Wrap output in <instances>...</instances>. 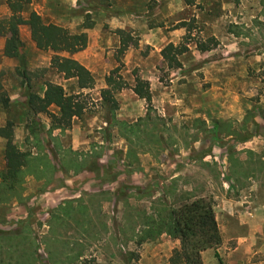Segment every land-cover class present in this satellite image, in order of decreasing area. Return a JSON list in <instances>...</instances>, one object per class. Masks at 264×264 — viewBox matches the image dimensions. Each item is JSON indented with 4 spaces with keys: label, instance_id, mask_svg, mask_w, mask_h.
<instances>
[{
    "label": "rangeland",
    "instance_id": "obj_1",
    "mask_svg": "<svg viewBox=\"0 0 264 264\" xmlns=\"http://www.w3.org/2000/svg\"><path fill=\"white\" fill-rule=\"evenodd\" d=\"M171 1L136 0L135 7L140 9L139 5L143 6V13L135 15V18L145 22L150 28H165L168 32L182 28L185 32L184 35L177 45L173 44V46L182 45L187 48V51L182 55L189 53L192 45H196V47L197 43L211 45L215 40L217 44L211 49L213 53L209 58L215 59L217 62L227 56L236 57L238 55L246 58L245 66L243 63L239 64L238 61H234L232 67L237 71L235 76L233 75L225 81H217V86L209 91L208 95H202V92L211 86L205 81L202 82L201 74L198 75L197 85L196 83L187 84L188 79L182 77L181 73L185 74L190 71H185L182 65L181 68H169L163 58L161 63L156 65L159 81L170 90L168 94L172 96L173 100L175 95L182 90L181 94H194L193 98L189 99L192 100L194 106L207 107L210 105V108L215 111L214 119L209 123L210 127L208 128L206 122L200 119H192L189 126L178 124L179 121H176L175 114L179 105L176 100L167 103L169 108L166 109L167 114L164 116L159 115L151 101L153 111L150 116L152 120L160 118L165 121L168 132L162 131V134L168 138L169 146L154 155L141 154L138 157L139 165L126 167L122 164V160L127 145L115 130H108L110 139L107 138L105 132L108 126L100 131L94 130L93 133L99 132L102 136V145L93 144L87 151L72 150L63 147L60 140L54 143L50 141L48 131L45 129L50 125V119L45 114H38L34 118L40 123L41 138L48 154L50 150L62 148L67 151L66 157L71 158L69 150L79 153L92 151L100 154V167L95 172L85 171L78 178H72L74 176L59 171L47 184L28 176L24 180L23 192L19 198L12 199L3 189H0V264H34L36 259L35 264H53L48 257V252L56 259L57 264H66L64 256L69 251L65 245L68 242L75 244L79 240H84L82 244L86 248L82 264H169L173 249L170 250L169 243L164 245L156 242L157 240L141 245L137 243L143 212H149L152 200L162 197L168 189L175 192L176 198L186 194L195 197H211L216 205L222 199L238 198L240 191L252 184L264 190V21L259 20H264V0H258V5L262 8L260 17L254 19L248 17L251 21L250 27L242 26V29L239 28V24H229L227 21L219 19V13L222 10H227L228 6L238 9L240 0L238 3H235V0H195L193 5H187L182 0L186 6L183 15L189 13L190 10L193 14L186 21L181 22L168 21L166 9ZM38 4L45 13L43 14L45 24L53 25L55 23L53 20L61 21V23L72 26L70 30H67L73 34L74 31L83 28L85 23H93L94 26V14L99 9L86 0H76L75 7L71 9L69 7L70 0L56 1V5H51L50 8L44 6L43 0ZM256 4V0H244V5H247L248 8H255ZM172 8L179 9L176 5H172ZM6 11L5 0H0V19L6 16ZM85 11L90 13H85ZM115 13L120 14L119 12ZM81 15L83 24L78 26L77 22ZM214 17L218 21L215 27H211L212 22H215ZM183 23L186 25L181 27L180 25ZM105 29L111 37L119 40V45L113 53V57L118 63L116 68H118L127 50L120 54L123 41L121 43L120 37L115 33L116 30H109L108 27ZM122 31L126 33V36L129 35L132 38L128 47L139 49V36L133 31ZM25 34H27L26 30L22 28L19 36L22 45L20 51L23 65H20L19 60H12L3 63V69L0 70V104L3 106L1 98H6L9 102L3 85L8 86L11 92L20 95L3 109L9 122L13 123V132L18 127V130L16 129L19 136L16 143L17 148L20 147L21 151H30L35 155L37 153L34 147L35 141H33V145L32 142H27L29 136L27 126L34 118L26 109V96L28 92H39L41 83L43 80L49 79V76L53 77V71L44 65L34 68L26 67L24 64L26 60L32 61L31 58L34 56L41 62L45 56L51 58L52 54L49 51H44L35 55V51L31 47L29 48V39ZM126 36L124 35L122 38H126ZM227 37L229 40L226 39ZM241 38L246 39L247 43L240 42ZM225 43H232L231 47L237 51L225 53L229 50L224 46ZM238 47L241 48V51ZM149 51V47H142L140 54L146 57ZM199 52L201 57L206 53V51ZM180 56L177 57L179 63ZM122 67L123 63L118 74L123 79ZM240 67L242 72L246 70V75L245 77L242 75L241 80L239 78ZM177 72L180 73V76H176ZM132 73L137 75L136 70ZM171 80H174L173 83L170 82ZM220 83L223 84L222 87H220ZM183 88L186 91H183ZM65 91L75 92L73 83L65 84ZM88 94L86 110L81 118L84 125L86 126L89 122L99 124L104 120L110 122L106 106L97 100L99 97L96 92ZM189 100H186V103L191 107ZM146 107L147 104L145 112ZM170 108L172 109L170 110ZM49 111L54 114L56 109L50 107ZM210 115L212 114L210 113ZM198 120L205 124V130L198 132L197 129H193L194 123ZM153 124H150L149 127H152ZM161 128L163 129L162 126H160V130ZM25 129L28 132L26 137L24 136ZM200 138H202L204 149L198 153L197 157L183 156V162L181 153L189 150L192 144ZM184 142L189 144L188 148ZM212 149H214L212 157H215L216 160L211 159L205 164L202 161L201 163L192 162L194 159L202 158L205 154L211 155ZM230 153L233 155L228 160L227 156ZM143 155L148 156L150 160L141 162L140 157ZM1 162L0 155V174L3 172V162ZM53 164L58 168L56 162ZM174 174L178 175L173 177ZM135 187L141 189L140 193L133 189ZM55 190H61L63 193L53 199L47 193ZM102 191L112 193L113 196L106 197L107 200H111L100 203V199L93 198L90 203L86 202L87 196ZM78 195L80 196L77 199L78 203L85 204L86 202L87 210L82 213L74 205V210L71 216L66 218L65 223L59 219L58 214L62 213L61 210L56 207L49 208L50 204L61 201L58 204L60 206ZM147 195H152V198L146 197ZM67 208L66 205L64 209ZM76 221L81 224L78 225ZM95 238L98 240L94 241ZM34 244L36 245V255H34ZM231 246H233V242L226 244V247ZM77 249L76 247L75 250Z\"/></svg>",
    "mask_w": 264,
    "mask_h": 264
},
{
    "label": "trees",
    "instance_id": "obj_2",
    "mask_svg": "<svg viewBox=\"0 0 264 264\" xmlns=\"http://www.w3.org/2000/svg\"><path fill=\"white\" fill-rule=\"evenodd\" d=\"M183 1L187 5H193L195 0ZM238 1L235 0V3H238ZM32 2L33 0H5L9 15L0 19V38L4 39L3 56L6 58H19L21 57L20 50L22 46L19 30L22 26L28 27L30 38L36 48L52 53L50 67L63 75L65 80L74 79L76 81L77 90L75 92L71 91L68 93L62 86L46 82L42 97L32 92L27 93L25 103L27 111L33 118L38 114H45L49 117L50 128L48 136L50 141L54 143L57 142L52 137L54 130L64 132L71 127L74 118H80L84 114L86 110V98H89V94L83 91L93 89L95 81L91 73L72 58L74 54L86 49L88 44L87 34H73L65 28L43 23L41 17L36 12L29 11V6ZM185 25L183 23L180 26L184 27ZM92 27L93 23L83 24V29H91ZM115 33L120 37L121 43L123 41V47L120 50V54H122L127 50L132 38L129 35L126 36V33L122 30H116ZM124 35L126 38H122ZM216 44L215 40L212 42V46L197 43V50L201 52L209 51ZM186 51L187 48L185 46L168 44L161 51V56L169 68H181L177 57ZM61 54H66V56ZM121 66L122 63L120 62L119 67L105 77L107 88L100 91V99L102 104L106 106L110 117L108 128L105 130L106 136L110 139L108 130H115L117 135L126 142L127 150L122 164L126 167H132L137 164L139 165V155H154L163 151L166 146H169L168 138H165L162 134V131L168 132V128L164 120L160 118L152 120L150 116L153 111L150 85L149 82L138 77L135 78V85L131 89L135 95L145 100L147 104L145 116L130 124L117 120L115 112L118 109V104L114 98V94L117 91L129 88L127 83L118 74ZM1 100L3 107L6 108L9 103L8 100L6 98H1ZM51 106L58 109L57 115L49 111ZM150 124H153L152 127H149ZM160 126L163 129L161 128L160 130ZM205 128V124L199 120L193 125V129H197L198 132L205 130ZM27 129L29 131L27 142H32L33 145V141H35L34 147L37 150L35 155L30 151H21L14 144L12 122L8 121L5 126L0 127V138L6 141L4 148L5 170L0 174V189H3L12 199L20 197L23 192L24 180L28 176L47 184L54 174L59 171L76 176L85 171L95 172L100 167L99 159L101 156L92 151L79 153L69 150L71 158H67V151L58 148L50 150L49 157L41 138L40 123L34 118L30 125L27 126ZM219 132L222 131L219 130ZM193 141L195 140L193 139ZM184 143L186 144V148H188L189 144L187 142ZM232 155L233 153H230L227 156L228 160L231 159ZM53 162L58 164V168ZM233 178L236 179V177ZM133 189L140 193L141 189L137 187ZM108 196H113V194L108 191H102L87 196L86 202L90 203V200L93 198L100 199V203L106 202L111 200L106 199ZM175 196V192L167 189L162 197L150 202L149 212H143L142 215L143 220L139 226L137 243L141 245L147 242H154L161 235H166L179 243L172 250L169 264H203L201 253L208 249L215 250L222 243L214 211V200L211 197H195L189 194L183 197L180 196L179 198ZM146 197L152 198V195H147ZM78 201L77 199L69 200L56 208L62 212L58 215L59 219L63 220V223L66 222L67 217L71 216L75 206L82 213L84 210H87L86 202L85 204H79ZM66 205L68 208L65 210L64 207ZM77 224L80 225L81 223L77 222ZM97 240L98 238L94 239V241ZM61 241L63 242V240ZM83 242L84 240H79L75 244L68 242L65 245L69 251L64 256L66 264H82L86 251L85 245L82 244ZM34 247V255H36L35 244ZM76 247L78 248L77 250H75ZM47 254L51 259V263L57 264L52 254L50 252ZM215 257L218 258V255L215 254Z\"/></svg>",
    "mask_w": 264,
    "mask_h": 264
},
{
    "label": "crops",
    "instance_id": "obj_3",
    "mask_svg": "<svg viewBox=\"0 0 264 264\" xmlns=\"http://www.w3.org/2000/svg\"><path fill=\"white\" fill-rule=\"evenodd\" d=\"M41 0H33V2L29 6V11L36 12L42 19L44 23V11L43 8L38 4ZM56 1L62 2L63 0H43L44 6L50 8L51 5L55 6ZM89 4L97 6L98 11L94 14V26L91 29H83L82 27L76 31L74 34L86 33L88 38V44L86 49L81 52H78L72 56L77 62H79L82 66H84L93 76L95 85L91 90H84V93L96 92L98 95V101L102 102L100 99V91L102 89L107 88L105 77L110 75L112 71L118 66L115 58L113 57L114 50L119 45L118 38L111 37L107 32L106 27L109 30H125V31H133L136 33L139 40V49H134L129 46L125 54L122 58V71L121 75L123 80L127 83L129 88L122 89L117 91L114 94V98L118 104V109L115 112V116L117 120L133 123L136 122L139 118L145 116V106L146 102L144 99L139 98L132 91V87L135 85V78L138 77L142 80L149 82L150 92L152 96V103L154 104V108L157 110L159 115H166V109L169 108L167 103H172L176 100L177 105H179L176 110V121H179L178 124H186L189 126L192 119H200L201 121L206 122L209 126V123L214 119V110L210 108V105L207 107L204 106H194L192 100L193 93H183L182 90L175 95V99H172V96L168 94L170 90L167 87H164L159 81L158 71L156 69V65L161 63L162 56L161 50L168 44L177 45L184 35V30L177 29L173 32H168L165 28L153 27L150 28L147 26L145 22H141L135 18V15H139L143 13V6L139 5L140 9L135 7L136 0H86ZM257 4L255 8H248L247 5H244V0H240V6L233 11L234 8H229L227 10H222L219 13V19L227 21L229 24H239V28L242 29V26L249 28V24L251 19L260 17L261 14V6ZM35 2V3H34ZM70 9L75 7L76 0H70ZM6 5V4H5ZM172 5H176L179 9H173ZM33 6V8H31ZM260 6V7H259ZM185 4L182 0H172L167 6L166 12L168 15V21L181 22L186 21L190 16H192L193 12L184 13ZM7 8V6H6ZM115 12H119L120 14H116ZM186 12V11H185ZM85 13H90L89 11H85ZM9 15V11L7 9L6 16ZM173 15V16H172ZM199 16V15H198ZM4 17V18H5ZM54 18V17H53ZM215 22H212L211 27H215L217 24L216 18L214 17ZM213 19V20H214ZM260 21H264L259 19ZM53 25L65 28L70 30L72 28L71 25L66 23H61V21H55ZM167 21V22H168ZM83 17L82 15L79 17L77 25L82 26ZM25 28L28 39H29V48L35 51V55H39L37 53L44 52L38 50L30 38V32L28 27L22 26ZM19 30V35H20ZM214 37L215 34L213 33ZM217 35V34H216ZM229 36V35H227ZM229 40V37L226 38ZM235 39V38H234ZM247 43L246 39L239 40ZM225 47H228L229 50L225 51V53L237 51L232 48V43H225ZM243 45V44H242ZM246 45V44H244ZM3 46L4 39L0 38V70L3 69V63L12 60H19L22 62V57L19 58H6L3 56ZM142 47H149V54L144 57L141 56L140 50ZM241 47V46H240ZM239 48V50L242 48ZM244 48V47H243ZM241 51V50H240ZM24 53V52H23ZM51 53V52H49ZM213 50L206 51L205 55L201 57V53L197 51L196 45H192L190 47V52L184 54L179 57V61L185 71H190L189 73L182 74V77H186L188 79L187 84L196 83L198 79V75H202V82L208 83L211 87H209L205 92H202V95H208L209 91L214 89L217 85V81L221 82L225 81V79L231 78V76H235L237 72L233 67L234 61H238L239 64L245 66L246 58L243 56L231 57L227 56L222 58L217 62L215 59L209 58L212 55ZM52 54V53H51ZM66 56V54H61ZM22 56V55H21ZM52 57V56H51ZM32 61L26 60L25 66L27 67H39L40 65H44L51 71H53V77L49 76V79L43 80L41 83V90L36 92L38 96L42 97L45 91V83L50 82L56 85L62 86L65 89V84L73 83L74 88H76V81L74 79L65 80L63 75L57 73L50 67V57H44L43 61L39 62L34 58H31ZM232 60V61H231ZM219 65H215L218 64ZM202 64V65H201ZM23 65L22 63L20 64ZM18 66V65H17ZM200 66V67H199ZM137 71V75H133V71ZM239 78L241 80L242 75L245 77L246 70H243L240 67ZM179 72L180 69H179ZM177 72L176 76H180V73ZM174 75V74H173ZM54 78V79H53ZM174 80L170 82L173 83ZM192 81V82H191ZM197 85V83H196ZM4 86V91L8 95L9 103H12L16 97L20 96L18 93H13L9 90V87ZM223 84L220 83V87ZM220 90H223L219 88ZM20 91V89H19ZM183 91H186L183 88ZM171 100V101H170ZM186 100L191 101V107H189L186 103ZM102 104V103H101ZM172 105V104H171ZM56 109L54 112L55 115L58 114V109L54 106H51ZM172 108H170L171 110ZM210 113L212 115H210ZM81 118H74L71 123V127L65 130L62 134L60 130H54L52 132V137L56 140H60L61 144L65 148H71L72 150H89V147L93 144L102 145L103 138L99 132H94V130L100 131L102 129H106L109 122L104 120L103 122L95 123L89 122L86 126L81 121ZM9 121L3 106L0 104V127L5 126V124ZM18 127L15 128L13 134V142L16 145L18 142L19 136L18 131H16ZM50 125L46 126V130L48 131ZM18 130V129H17ZM28 134L25 129L24 136L26 137ZM6 141L3 138H0V155L3 162V171L5 170V160H4V148ZM20 148V147H19ZM204 148L202 147V138H200L197 142L193 143L189 150L181 153L182 161L184 162L183 156L193 157L199 156V152H201ZM214 153V149H212L211 155H204L202 158H197L192 160L193 163L201 161L205 164L211 159L216 160L215 157H212ZM192 157V158H193ZM150 158L146 155L140 157L141 162H145ZM1 162V163H2ZM187 165L188 163H184ZM63 173V172H61ZM83 173V172H82ZM82 173L72 177L78 178L82 176ZM178 174L172 175L173 177ZM67 176V175H66ZM172 178V177H171ZM67 183V182H66ZM67 185V184H66ZM63 190V189H61ZM55 190L49 192V196L54 198H58L62 195L63 191ZM208 191V190H207ZM80 196L73 197L70 200L78 199ZM204 197V196H203ZM61 203V201L59 202ZM50 204L49 208H57L58 204ZM63 204V203H62ZM219 209V210H218ZM216 220L219 226V230L222 237L221 245L213 250L208 249L201 253V260L203 264H264V190H261L259 186L252 184L250 186L245 187L240 191V196L236 199H222L217 203L214 207ZM222 211V212H221ZM156 242L162 244H170L171 248H176L178 246V241L169 238L166 235H161ZM228 242H233V246L226 247ZM172 249V250H173ZM215 254L218 255V258L215 257Z\"/></svg>",
    "mask_w": 264,
    "mask_h": 264
}]
</instances>
